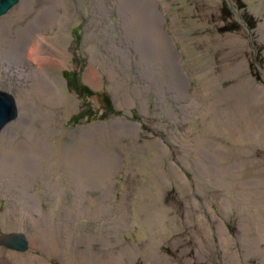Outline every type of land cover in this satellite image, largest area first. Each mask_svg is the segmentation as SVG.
I'll use <instances>...</instances> for the list:
<instances>
[{"label": "rangeland", "instance_id": "obj_1", "mask_svg": "<svg viewBox=\"0 0 264 264\" xmlns=\"http://www.w3.org/2000/svg\"><path fill=\"white\" fill-rule=\"evenodd\" d=\"M23 1L34 9L28 18L35 14L39 4L42 5V0H20L14 8ZM61 1L48 0L55 5L51 15L53 18L68 17L67 31L62 30V33L70 38L69 43H65L70 56L61 72L55 70L52 76H61L66 81L63 86L66 95L74 94L79 100L77 108L63 114L61 128L68 132L76 131L80 127L88 128L92 124L122 118L139 124L140 133L139 136L129 135L132 129L127 127H117L114 131L118 141L121 140L124 145H116L120 159L112 168L115 184L114 194L110 198L113 209H110L112 214L109 217L99 218L97 213L100 207L90 202V198L98 200L104 195L102 186L94 187L93 184L89 187L88 182L93 181L94 177L92 174L86 177V192L89 194L81 199L79 206L74 205L71 191L60 197L48 196V201L45 200L43 206L56 214V206L63 203L59 212L68 216L70 224L75 225L80 233V240H85L79 250L87 247L88 238L95 240L93 249L97 253L102 251L100 248L103 240L112 241L113 245L108 250L114 254L109 259L113 264H264V239L258 243L263 228L261 224L264 223L256 224L252 222L253 218H245L250 211L253 217L257 212L264 216V207L255 209L245 205V208H240L234 201V195L223 186L219 187V183H226L227 178L234 174L235 180L242 177L241 171L237 172L234 160L221 156V152L229 153L230 149L237 148L222 133L232 129L235 131L236 127L235 120H230L224 109L227 111L230 105L239 103L238 100L243 98V88L239 87L243 80L251 76L255 83L264 84V0L159 1L160 11L166 14L164 25L173 37L180 64L189 81V98H205L206 101V107L200 104L189 110L182 108V103L173 97V90L164 83L169 81L174 71L177 74L175 67L171 73L172 61L169 62L167 47L161 43V49H158L155 44L157 50L151 47L142 63L143 58L140 59V52L134 41L125 35L123 13L129 0H102L106 14H99L98 5L94 6L98 0H70V11L60 7ZM241 2L246 6L245 9L238 7ZM228 11L232 18L225 20ZM230 22H234L233 27L224 31ZM59 31V26H55L49 28L48 34ZM236 38H240L241 42L236 41ZM30 41L32 40L29 38L27 46ZM112 42L125 52L120 53L115 48L107 50ZM150 42L152 41L149 40ZM46 49L50 50L48 45L43 47V51L46 52ZM93 59L106 60L117 67L119 79L128 83L131 105L118 106V99L113 91L114 83L101 66L99 71L102 82L99 88L85 82L84 72ZM2 60L1 57L0 90L16 96L17 87L29 84L20 72L31 68L32 63L28 61L23 66L17 61L8 66L7 60ZM242 62H247L244 69L239 74L232 73L235 66ZM8 70L14 72L8 74ZM66 71L75 73L76 78L94 94L89 97L85 93L78 94L69 85ZM155 84L163 87L162 95L153 91ZM137 85L149 87L148 90L141 91L147 100L144 108L140 103L141 99L133 91ZM234 89H237L239 96L233 94ZM102 93L109 96L114 112L105 108ZM215 93L231 96L219 106L218 114L207 109L208 103L215 101ZM79 114H84V117L76 118ZM35 122L36 120L34 124ZM128 132L130 133L124 136ZM200 138L205 142L198 151L194 147ZM158 139L167 147L161 155L156 147L146 145ZM243 144L257 159L263 160L261 162L264 164V144L255 143L253 138L245 140ZM5 145L0 147V153L8 150ZM156 155L161 156L160 161H157ZM184 158L193 168L184 165ZM31 161L29 155L22 156L17 169L13 168L20 178L28 179L26 175ZM173 163L188 180L185 192L178 188L170 176L169 180H160L163 170L170 174ZM195 164L203 174L202 177ZM200 164L203 171L200 170ZM104 174L101 164L97 177L103 178ZM196 175L200 178H195ZM33 185L35 191H41L43 180L40 175H36ZM226 198L231 203L229 207H224L222 203ZM9 203V198L0 193V210L6 209ZM139 204L142 211H138ZM156 204L168 207L166 214H170V217L163 216V228L150 231L145 227L144 221L149 219V210ZM198 213L203 214V217L199 219ZM201 222L208 224V236L203 232ZM221 222L230 236V242L225 246L218 235V224ZM244 222L247 223V232L242 230ZM3 234L13 232L4 231L0 213V237ZM3 246L5 245L0 244V249ZM30 250L31 247L28 246L26 251L17 252L25 254ZM108 250H103L105 257L110 256ZM33 253L44 256L49 264H64L59 255L48 257L39 251ZM2 258L6 262L11 261L10 257L0 255V260ZM120 258L124 261L121 262Z\"/></svg>", "mask_w": 264, "mask_h": 264}, {"label": "bare ground", "instance_id": "obj_2", "mask_svg": "<svg viewBox=\"0 0 264 264\" xmlns=\"http://www.w3.org/2000/svg\"><path fill=\"white\" fill-rule=\"evenodd\" d=\"M159 1L129 0L123 13L125 14V35L134 41L136 49L140 52V59L143 58L142 63L145 62L144 57L151 47L154 50L161 49V43H163L168 49L169 62L172 61L171 73H173L174 67L177 72L175 74L174 71L168 82L164 81L173 90V97L182 103L181 106L184 110L199 107L200 104L206 107L205 98L202 100L189 98L191 95L187 86L189 81L180 64L173 37L164 25L166 14L160 11ZM69 2L70 0H62L59 5L70 11ZM96 5L99 7V14L107 13L102 0H98V3L96 1L94 6ZM30 7L28 2L23 1L12 12L0 17V58H3L2 61L6 59L8 66L17 61L23 66L28 61L32 63L31 68L20 72V75L29 84L28 86L24 84L23 87L16 89L15 99L19 107V115L14 121L8 123L0 133V147L5 144L8 147V150L0 153V193L10 200L8 207L0 210V213L4 231L22 234L31 250L25 254H19L16 249L3 246L0 249V255L10 257L11 261L6 262L2 258L0 264H49L44 256L35 254L33 251L42 252L48 257L59 255L64 264H113L109 259L113 258L114 254L108 250L113 245L112 241L103 240L100 248L102 251L97 253L93 249L95 240L88 238L87 247L84 250H79L78 248L85 240H80V233L76 230L75 225L70 224L68 216L59 212L63 203L60 202L56 206L58 212L55 214V211L46 209L43 202L48 201V196L51 198L60 197L71 191L74 205L79 206L81 199L89 194L86 192L88 188L86 177L92 174L94 177L93 181L88 182L89 187L93 184L94 187L102 186L104 195L98 200L90 198V202L100 207L97 213L99 218L109 217L112 214L110 209H113L110 198L114 194L115 184L112 168L120 159L116 145H124V142L118 141L114 131L117 127H127L132 131H130L131 134L128 132L124 136L128 134L139 136V124L131 120L117 118L92 124L88 128L80 127L76 131L68 132L61 128L63 114L70 113L79 105V100L74 94L66 95L63 89L66 81L64 82L61 76L59 78L52 76V72L55 70L61 72L70 56L65 45L66 42L69 43L70 38L62 33V30L67 31L68 17L53 18L51 15L55 5L48 0H42V5L39 4L35 9V14L28 18L29 13L34 11ZM124 8L125 6L122 7V9ZM55 26H59L60 31L56 34H48L49 28ZM104 31L107 32V30ZM29 38L32 41L28 47ZM149 40L152 42L149 43ZM236 41L241 42L240 38H236ZM45 45H48L50 50L46 49L44 52ZM109 48L118 49L120 53L125 52L113 42L107 50ZM105 56L107 57V55ZM246 64L247 62H242L235 66L232 73L239 74ZM99 66L114 83L113 91L118 99V106L131 105L132 98L128 91V83L119 79L117 67L106 60H92L84 72L85 82L94 88H99L102 82ZM8 71V74L14 72V70ZM239 87L243 88L241 90L243 98L238 100L239 103L230 105L227 111L224 109L228 118L235 120V131L232 129L222 132L225 133L227 140L236 144L237 148L230 149L229 153L221 152V156L233 159L237 165V172L241 171L242 177L235 180L236 175L234 174L231 178H227L226 183H219V187L223 186L226 191L234 195V201L238 207L244 206L245 208V205H248L256 209L259 206L264 207V164L261 162L263 160L257 159L243 143L245 140L253 138L255 143L264 144V84L255 83L250 76L239 83ZM148 89V86L140 85L133 89L136 96L141 99L140 103L143 108L147 100L141 91ZM234 90L233 94L239 96L237 89ZM153 91L162 95L163 87L155 84ZM215 95V101L209 102L207 109L209 112L218 114L219 106L227 102L231 96L227 94V98L219 93H215ZM34 120H36L35 124ZM204 142L200 138L195 142L196 147L191 143L190 145L200 151V145ZM146 145L156 147L157 151H161L160 155L167 149L164 142L159 139ZM26 155H29L32 161L26 175L28 179H22L13 168L17 169L21 157ZM156 158L157 161L161 160L159 155H156ZM182 162L185 166L193 168L186 158L182 159ZM101 164L105 174L103 178H98ZM200 166V170L203 171V166L201 164ZM195 167L202 177L203 174L198 170L196 164ZM169 173L168 175L163 170L160 180L166 181L171 177L177 183L178 188L185 192L188 180L174 163ZM36 175H40L43 180V188L40 192L34 190L33 184ZM195 178L200 177L196 175ZM229 202L228 198L222 200L224 207L231 206ZM187 203L189 204V202ZM194 203L198 206L195 200ZM53 205L55 206V203ZM167 209L169 208L165 205H154L149 210V219L144 221L145 227L150 231L163 228V216L170 217V214H166ZM142 210V206L139 204L138 211ZM251 213L250 211L245 218H253L252 222H256V224L257 222L264 223V216L259 212L254 213V217ZM202 217L203 214L198 213V218ZM188 218L189 213L187 212ZM54 219L55 221H53ZM201 223L203 232L208 236V230L210 231L208 224ZM261 225L263 228L258 243L264 239V225ZM245 226L247 227V223L244 222L242 227L244 231H246ZM218 235L224 246L229 244L230 236L222 222L218 224ZM104 249L108 250L110 256L103 255ZM120 260L124 261L123 258Z\"/></svg>", "mask_w": 264, "mask_h": 264}, {"label": "water", "instance_id": "obj_3", "mask_svg": "<svg viewBox=\"0 0 264 264\" xmlns=\"http://www.w3.org/2000/svg\"><path fill=\"white\" fill-rule=\"evenodd\" d=\"M20 0H0V17L13 9ZM19 115V108L15 96L7 91L0 90V132L15 120ZM0 244L19 251H26L28 243L22 234H3Z\"/></svg>", "mask_w": 264, "mask_h": 264}, {"label": "trees", "instance_id": "obj_4", "mask_svg": "<svg viewBox=\"0 0 264 264\" xmlns=\"http://www.w3.org/2000/svg\"><path fill=\"white\" fill-rule=\"evenodd\" d=\"M238 7L245 9L246 6L241 2L238 4ZM229 12L230 11H228V13H227L228 16L225 17V20H230L232 18V15H230ZM233 23L234 22H232V23L230 22L229 24H231V25H229V24L226 25V27L224 28V31L231 29L233 27L232 26ZM66 75H67V79L69 81V85L72 86L75 89V91L78 92V94H84L85 93V95L87 97L92 96L94 94L93 91H91L85 84L81 83L80 80H78L76 78L75 73H72L70 71H66ZM101 97L102 98L105 97V103H106V104H104L105 108L110 110V112H111V110L113 111L112 104L108 99L109 96H107L106 93H102ZM82 117H84V114H79L76 118H82Z\"/></svg>", "mask_w": 264, "mask_h": 264}]
</instances>
